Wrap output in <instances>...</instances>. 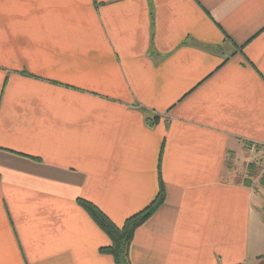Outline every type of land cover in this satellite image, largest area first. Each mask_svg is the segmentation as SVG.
<instances>
[{"label": "crops", "instance_id": "crops-1", "mask_svg": "<svg viewBox=\"0 0 264 264\" xmlns=\"http://www.w3.org/2000/svg\"><path fill=\"white\" fill-rule=\"evenodd\" d=\"M255 155L264 0H0V264H115L78 200L161 184L129 264H264Z\"/></svg>", "mask_w": 264, "mask_h": 264}, {"label": "trees", "instance_id": "trees-1", "mask_svg": "<svg viewBox=\"0 0 264 264\" xmlns=\"http://www.w3.org/2000/svg\"><path fill=\"white\" fill-rule=\"evenodd\" d=\"M156 120H150L155 122ZM165 201V192L161 184L160 192L146 209L130 217L123 227L116 226L98 207L89 201L79 199V204L89 214L99 228L110 238L111 245L100 250L113 257L115 264H129L128 251L136 230L151 218Z\"/></svg>", "mask_w": 264, "mask_h": 264}, {"label": "rangeland", "instance_id": "rangeland-1", "mask_svg": "<svg viewBox=\"0 0 264 264\" xmlns=\"http://www.w3.org/2000/svg\"><path fill=\"white\" fill-rule=\"evenodd\" d=\"M250 163V162H249ZM249 163L245 169V178L248 181H252L254 179V177L259 174L260 176L259 178V184L260 186H264V160L261 158H258L257 155H255L252 159H251V163L254 164V169L249 167ZM246 164H244L245 167ZM261 182V183H260ZM263 194H264V189H263ZM264 199V198H263ZM257 206H261L260 204H257ZM258 211L261 213V217H262V221H263V226H264V203H263V209H260V207H257ZM262 233L260 236V244H261V252H264V228H262Z\"/></svg>", "mask_w": 264, "mask_h": 264}]
</instances>
